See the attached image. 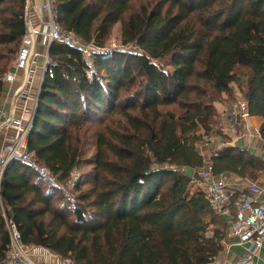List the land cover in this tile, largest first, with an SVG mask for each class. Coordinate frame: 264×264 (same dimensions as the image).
Listing matches in <instances>:
<instances>
[{"label": "trees", "instance_id": "trees-1", "mask_svg": "<svg viewBox=\"0 0 264 264\" xmlns=\"http://www.w3.org/2000/svg\"><path fill=\"white\" fill-rule=\"evenodd\" d=\"M27 0H0V99L26 33ZM56 21L103 50L120 27L135 52L48 47L26 147L53 175L11 160L0 175V264L12 221L22 245L73 264H213L229 223L184 170L222 139L214 104L239 97L262 120L264 0H52ZM14 64V63H13ZM92 72L91 77L87 74ZM216 176L255 182L264 166L234 147L213 152ZM78 178L73 181V173Z\"/></svg>", "mask_w": 264, "mask_h": 264}, {"label": "built area", "instance_id": "built-area-1", "mask_svg": "<svg viewBox=\"0 0 264 264\" xmlns=\"http://www.w3.org/2000/svg\"><path fill=\"white\" fill-rule=\"evenodd\" d=\"M42 10L46 15V25L43 35L47 46L53 41H59L63 44L77 49L81 52L83 58L90 62L94 54L108 53L104 50L96 49L93 45H84L78 42L71 34L65 33L55 19L52 10V0H44ZM36 45V35L33 31L26 30L19 44L14 67L17 70H26L30 57L34 54L33 49ZM48 64V58L45 60V67ZM92 72L87 76L91 77ZM13 76L11 73L5 75V82H11ZM15 95L20 99H26L21 90L15 91ZM231 119L230 127H236L241 122L248 119V105L245 100L238 101L229 113ZM31 119L23 127L16 137L0 149V175L11 160H16L28 167L40 179L54 183V176L44 167L39 166L32 153L27 151L26 136L31 125ZM17 121L13 116V111L4 112L0 107V130H8ZM255 133L259 134L258 131ZM236 141L233 139L231 144ZM205 145H211L215 149L222 146V139L210 138ZM195 179L189 190L191 192L201 193L208 203L210 209L217 215L227 219L229 227L226 239L223 242V249L232 247H241L244 252L235 264H261L257 260V255L264 248V207L260 204L262 189L255 183L249 184L246 189L234 191L225 185L213 172L212 164L207 161L194 171ZM78 178L77 172L73 173L74 183ZM6 229L9 235V245L6 251V258L2 264H44L40 259L33 257L30 248L21 243L20 234L16 225L5 219ZM61 264H73L69 259H61Z\"/></svg>", "mask_w": 264, "mask_h": 264}, {"label": "crops", "instance_id": "crops-1", "mask_svg": "<svg viewBox=\"0 0 264 264\" xmlns=\"http://www.w3.org/2000/svg\"><path fill=\"white\" fill-rule=\"evenodd\" d=\"M43 3L44 0H27L26 30L30 29L35 33L36 45L33 49L34 54L30 57L26 70H17L13 64L12 70L8 72L13 76V80L4 83L0 107L6 113L13 111V116L17 123L6 131L0 130V149L12 141L18 132L28 124L35 110L43 76V65H45V60L47 59L48 50L43 35L47 21L46 15L42 10ZM19 89L26 96V99H20L15 95V91ZM234 97L236 100L232 104L226 102L225 96H223L221 102L214 104L222 133L228 142L218 147L219 149L225 145L237 147L254 156L264 166V141L259 134L255 133V131H259L262 120L258 117H249L236 127L231 128L230 109L232 110L235 104L241 100L237 90ZM233 139L236 142L231 144ZM216 150L213 146L205 144L196 147V152L203 163L209 161L211 155ZM217 177L225 183L227 188L234 191L244 190L251 183L257 184L262 189L260 204L264 207V174H261L255 182H251L247 178L230 172L223 173ZM29 250L33 257L40 259L44 264H61L60 258L45 250L37 248H30ZM243 252V248L237 246L228 250L224 248L213 264H235ZM257 260L259 263L264 264V248L258 253Z\"/></svg>", "mask_w": 264, "mask_h": 264}, {"label": "rangeland", "instance_id": "rangeland-1", "mask_svg": "<svg viewBox=\"0 0 264 264\" xmlns=\"http://www.w3.org/2000/svg\"><path fill=\"white\" fill-rule=\"evenodd\" d=\"M120 41H121L120 40V27L117 24L111 29L110 35L106 40V43L104 45L103 50L107 51L108 54L112 53L114 51H119V52H121V51L122 52H135L136 51V49L133 47L126 48V47L121 46ZM13 63H12V65H13Z\"/></svg>", "mask_w": 264, "mask_h": 264}, {"label": "water", "instance_id": "water-1", "mask_svg": "<svg viewBox=\"0 0 264 264\" xmlns=\"http://www.w3.org/2000/svg\"><path fill=\"white\" fill-rule=\"evenodd\" d=\"M46 57L48 58V50H47V55H46ZM230 111H231V109H230ZM184 174H185L190 180H192V178H193V174H194V170H193L192 168L185 169V170H184Z\"/></svg>", "mask_w": 264, "mask_h": 264}]
</instances>
